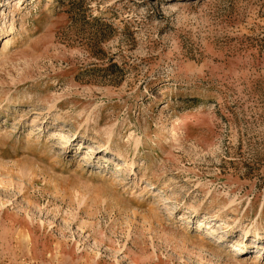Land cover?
I'll return each mask as SVG.
<instances>
[{"label":"rangeland","instance_id":"374dc122","mask_svg":"<svg viewBox=\"0 0 264 264\" xmlns=\"http://www.w3.org/2000/svg\"><path fill=\"white\" fill-rule=\"evenodd\" d=\"M0 264H264V0H0Z\"/></svg>","mask_w":264,"mask_h":264},{"label":"bare ground","instance_id":"6f19581e","mask_svg":"<svg viewBox=\"0 0 264 264\" xmlns=\"http://www.w3.org/2000/svg\"><path fill=\"white\" fill-rule=\"evenodd\" d=\"M23 235H25V236H26V234H25V233H24ZM252 236H253V239H252L253 241H254V240H256V239H258V237H259V236H258V234H253Z\"/></svg>","mask_w":264,"mask_h":264}]
</instances>
